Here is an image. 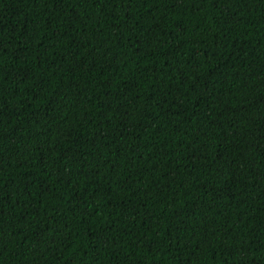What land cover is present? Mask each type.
<instances>
[{
  "label": "trees",
  "instance_id": "1",
  "mask_svg": "<svg viewBox=\"0 0 264 264\" xmlns=\"http://www.w3.org/2000/svg\"><path fill=\"white\" fill-rule=\"evenodd\" d=\"M0 264H264V0H0Z\"/></svg>",
  "mask_w": 264,
  "mask_h": 264
}]
</instances>
